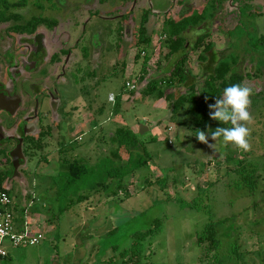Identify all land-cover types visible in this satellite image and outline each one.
<instances>
[{
  "label": "rangeland",
  "instance_id": "obj_1",
  "mask_svg": "<svg viewBox=\"0 0 264 264\" xmlns=\"http://www.w3.org/2000/svg\"><path fill=\"white\" fill-rule=\"evenodd\" d=\"M50 1L59 4L62 0ZM66 1L70 11L78 2H85V10L97 9L103 16L129 8L128 5L118 6L116 2ZM146 3L147 8L158 13L149 15L145 25V35L152 40L151 47L144 50L147 56L134 45L142 8L136 9L126 21L119 22L122 32L117 33L120 37L117 46L116 34L112 31L119 20L97 21L102 43L100 55L91 58V65L98 63L99 67L94 77L84 80V96L75 94L73 88L67 90L71 106L69 121H59L60 130L57 127L46 137L43 149L33 151L26 159L21 168L24 183L14 181L7 189L15 225L20 226L24 209L35 213L27 223L32 224L29 228L33 231H41L44 240L36 246L8 248L10 256L0 264H207L200 259L196 235L211 222L216 226L221 243L218 254L224 263L234 261L226 256L231 253L230 246L236 243L243 250V264H264V89L259 94L260 102H252L249 108L252 115L248 125L251 130L249 151L238 150L231 144L224 146L221 141H217L214 151L198 141L189 104L173 111L174 98L166 101L156 93L143 92L147 81L153 79L164 93L171 90L173 97L178 96L176 89L166 90L160 81L171 74L173 66L170 64L174 60V55H166L168 50L159 41L160 15L170 7L171 0H150V3L139 0L135 7ZM49 12L46 10L43 15ZM52 12L56 11H51L50 16H54ZM175 12L176 9H171L170 16ZM59 13L56 14L59 24L54 30L55 36L69 26L70 13L64 11L58 16ZM85 15L89 16L87 12ZM95 21L93 16L90 22ZM85 42L86 39L81 43ZM138 52L139 57H136ZM196 56L189 49L185 57V64L193 74L198 71ZM249 69V66L244 67L246 71ZM126 81L133 82L134 89H126ZM260 81L254 83L253 79L246 78L245 84L253 85L252 91H257ZM110 96H115L117 101L110 100ZM140 126L147 128L141 138L150 153L146 173L152 184L142 189L138 175H130L128 199L120 201L121 195L108 197L100 193L88 201L74 202L60 214L59 206L66 204L65 200L61 201L63 196L57 198L56 195L58 175L64 171L61 160L78 157L85 163L95 162L108 152L110 136L117 127H129L138 132ZM209 143L215 142L209 137ZM226 155L243 161V175L249 177L245 182L250 180L253 188L231 170L234 161L227 162ZM121 156L126 159L125 152L122 151ZM222 219L227 221L219 223ZM156 221L160 226L153 236L145 235ZM138 236L139 250L125 252Z\"/></svg>",
  "mask_w": 264,
  "mask_h": 264
},
{
  "label": "flooded vegetation",
  "instance_id": "obj_2",
  "mask_svg": "<svg viewBox=\"0 0 264 264\" xmlns=\"http://www.w3.org/2000/svg\"><path fill=\"white\" fill-rule=\"evenodd\" d=\"M137 1L106 0L101 3L97 0L101 4L116 2L121 7L129 6L127 11L117 10L103 16L97 9L85 10V2H78L70 11L66 0L59 4L27 0L11 11L19 18L0 21V178L4 186L11 187L14 181H19V176L13 175L10 152L18 146L26 162L37 150L34 147L44 145L46 137H50L57 127L60 130L59 121H69L71 106L68 105L70 96H66L67 90L73 88L75 94L78 92L84 96V80L94 77L95 69L99 67L98 63L91 65V58L100 55L99 19L119 20L112 31L113 35L116 34L117 46L120 41L117 33L122 32L119 22L126 21L136 9L142 8L135 40L141 31L145 35L148 16L158 13L147 8V3L135 7ZM171 9L176 12L170 16ZM46 10L56 12H52L54 16H50V12L43 15ZM64 11L70 13L68 30L55 36L54 30L59 24L56 14L60 12L59 16ZM93 16L96 18L94 23L90 22ZM160 16L162 35L159 41L167 48L166 55H174L170 64L172 70L176 63L181 64L185 72L195 78L196 97L204 80L215 72L219 63H224L226 72L220 82L224 79L225 86H230L236 83L246 85V78L253 79L254 83L261 80L259 90L253 91L251 96V103L260 102L259 94L264 89V0H171L170 7ZM170 21L181 23L180 37L183 39L182 46L173 53L167 47L168 33L165 32ZM193 30L200 35L193 38ZM84 39L86 42L81 43ZM218 42L223 45L219 46ZM189 49L197 55L196 74L185 64ZM141 54L147 56L146 51ZM245 66L250 69L244 70ZM166 78L160 79L162 84ZM164 87L166 90L177 88ZM115 99L112 96L113 102L117 101ZM25 162L16 161L18 166L20 164L17 172H21Z\"/></svg>",
  "mask_w": 264,
  "mask_h": 264
},
{
  "label": "trees",
  "instance_id": "obj_3",
  "mask_svg": "<svg viewBox=\"0 0 264 264\" xmlns=\"http://www.w3.org/2000/svg\"><path fill=\"white\" fill-rule=\"evenodd\" d=\"M43 1V0H35ZM50 1V0H46ZM103 3L106 0H98ZM27 0H0V21L8 18H19V15L12 13L11 11L20 5H23ZM181 23L176 21H170L166 24L165 32L168 33L166 40L167 47L170 52L173 53L182 46L183 39L180 37ZM189 25V24H188ZM139 37L135 43L139 52L151 47V37L143 35V31L139 33ZM175 36V38H174ZM160 45V43H159ZM160 46H158L159 48ZM139 52L136 57H139ZM225 64L219 63L213 74H210L201 85L198 90L199 96L196 97L195 78L190 73L185 72V69L181 64H175L170 77L166 78L165 85L169 87H177L176 93L178 96L174 97L173 111L179 109V107L185 103L189 104V112L193 118L194 130L197 129L206 131H214L217 127H231L230 124H222L219 121L212 120L209 117L208 104L214 103L215 99L221 95L226 81L223 79L220 82L219 79L224 78ZM156 80H148L144 89L145 94L156 93L158 98H165V100H171L173 93L171 91L164 93L161 87L156 86ZM182 87V90L180 88ZM184 91V92H183ZM205 97L208 99L206 100ZM118 104L115 103L114 109L117 110ZM100 111V108L98 109ZM169 141V140H168ZM111 146L108 150V154L104 153L95 162L85 163L74 157L72 159L61 160L64 171L61 175H58V188L56 191L57 198L63 196V200L66 204L59 206L58 212L63 214L70 207L69 205L75 203H82L90 200L92 197L104 193L105 196L121 195L120 201H124L131 196L130 188L128 184V178L130 175H138V181L140 188L146 189L152 182L149 179V173H146V169L149 167L150 153L147 151L145 144L141 138V134L131 130L129 127H117L110 136ZM35 149H43V145L34 147ZM36 150H34L35 152ZM125 152L126 159H123L121 152ZM227 162L234 161L231 165V170L236 172L242 181L247 185L254 187L250 180L245 179L244 167L241 160L234 157L225 156ZM44 160L46 158L44 157ZM145 170V171H144ZM144 171V172H143ZM255 171L252 170L253 173ZM159 182L160 180L157 179ZM240 182V181H239ZM238 182V183H239ZM0 188L4 191L8 190L2 184V178H0ZM60 200V199H59ZM24 210L22 211V214ZM49 219V218H47ZM227 219H222L219 223H225ZM160 226V222L156 221L154 228L147 230L145 235L153 236L154 230H157ZM137 234V233H136ZM138 235V234H137ZM44 240V239H43ZM43 240L37 245L41 244ZM140 237L138 236L131 244L130 248L125 250L136 251L140 248ZM196 244L199 248L200 259L204 260L207 264H243V250L240 249V245L236 243L230 246V254L226 257L234 258V261L230 263H224L218 250L221 247L220 240L217 236L215 223H208L201 232L196 235ZM36 246V245H34ZM9 253L0 262L9 257Z\"/></svg>",
  "mask_w": 264,
  "mask_h": 264
},
{
  "label": "clouds",
  "instance_id": "obj_4",
  "mask_svg": "<svg viewBox=\"0 0 264 264\" xmlns=\"http://www.w3.org/2000/svg\"><path fill=\"white\" fill-rule=\"evenodd\" d=\"M198 35L200 33L193 30V38ZM252 94V89L242 83L225 87L215 102L208 104L209 117L222 124H230L231 127H217L210 133L197 129L195 136L198 141L214 151L217 150V141H221L224 146L231 144L238 150L249 151L251 130L248 125L252 122V115L249 111ZM205 99L208 98L205 97ZM209 137L215 143H209Z\"/></svg>",
  "mask_w": 264,
  "mask_h": 264
},
{
  "label": "built area",
  "instance_id": "obj_5",
  "mask_svg": "<svg viewBox=\"0 0 264 264\" xmlns=\"http://www.w3.org/2000/svg\"><path fill=\"white\" fill-rule=\"evenodd\" d=\"M126 88H134L133 82L126 81ZM112 100V96H110ZM170 142V140H169ZM27 216L24 215L20 226H16V218L12 209V200L7 191L0 188V259L8 254V248L34 246L44 239L41 231L29 228Z\"/></svg>",
  "mask_w": 264,
  "mask_h": 264
},
{
  "label": "water",
  "instance_id": "obj_6",
  "mask_svg": "<svg viewBox=\"0 0 264 264\" xmlns=\"http://www.w3.org/2000/svg\"><path fill=\"white\" fill-rule=\"evenodd\" d=\"M145 130H147L146 127L140 126L138 133H139V134H143V132H144ZM10 156H11V158H12V165H13V169H14V171H13V175H17V176H19V177H18V178H19V181L22 182V183H24L23 176H22L21 172H17V168L20 166V164H19V166H18V165L16 164V161H18V160L21 159V160H23V162H25V156H23V154H22V152H21V149H20V148L18 149V146L15 147V148L10 152ZM5 188L8 189V185H7V184H5Z\"/></svg>",
  "mask_w": 264,
  "mask_h": 264
},
{
  "label": "crops",
  "instance_id": "obj_7",
  "mask_svg": "<svg viewBox=\"0 0 264 264\" xmlns=\"http://www.w3.org/2000/svg\"><path fill=\"white\" fill-rule=\"evenodd\" d=\"M133 131H134V130H133ZM22 215H23V216L26 215V216H27V219H28V218L30 219V218H31V217H30L31 215H36V214L33 213V212H31V214H30V213L27 211V209H24V213H23ZM40 216H41V215H40ZM22 218H23V217H22ZM29 219H28V220H29ZM21 222H22V221H21ZM8 253H9V252H8Z\"/></svg>",
  "mask_w": 264,
  "mask_h": 264
}]
</instances>
